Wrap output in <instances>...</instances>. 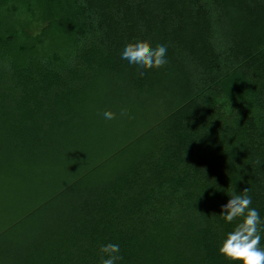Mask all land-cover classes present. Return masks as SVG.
<instances>
[{
	"label": "trees",
	"instance_id": "16d2710c",
	"mask_svg": "<svg viewBox=\"0 0 264 264\" xmlns=\"http://www.w3.org/2000/svg\"><path fill=\"white\" fill-rule=\"evenodd\" d=\"M67 1L69 61L22 47L19 62L0 27V264H100L106 243L120 264H229V193L247 189L264 217V0ZM137 40L168 63L122 66Z\"/></svg>",
	"mask_w": 264,
	"mask_h": 264
},
{
	"label": "clouds",
	"instance_id": "9594fccd",
	"mask_svg": "<svg viewBox=\"0 0 264 264\" xmlns=\"http://www.w3.org/2000/svg\"><path fill=\"white\" fill-rule=\"evenodd\" d=\"M168 48L164 44L150 47L144 41L127 43L120 52L122 66L143 77L150 70L160 69L167 63ZM105 120H113L116 113L104 111ZM230 199L221 206L219 218L225 224H234L225 233L218 254L229 264H264V217L252 207L248 190L229 193ZM100 264H120L123 260L119 243H106L99 247Z\"/></svg>",
	"mask_w": 264,
	"mask_h": 264
},
{
	"label": "rangeland",
	"instance_id": "374dc122",
	"mask_svg": "<svg viewBox=\"0 0 264 264\" xmlns=\"http://www.w3.org/2000/svg\"><path fill=\"white\" fill-rule=\"evenodd\" d=\"M18 2H19L18 0H3L1 3L2 6H0V27L3 29L11 27L12 31H15L14 32L15 36L12 37L10 35L7 36L6 38L10 37L7 40L11 41L12 39L13 41V39L16 37V40L18 42L17 44L18 50L20 48V51L14 52L13 57L19 62H21L22 59H18L17 57L21 52V48L24 47L27 51L29 50V48H33L35 55L44 58L49 56L51 57L52 54H55L53 56L57 58L56 61H58L59 63L69 61L72 54L75 51L74 44L75 42H77L76 39L77 33L75 32L74 35V31H77L76 21H75L76 18L73 16L68 6L65 9H67L69 13L68 11L61 13V16L58 15L60 11L56 8L58 7V5L59 7L67 5L68 1L62 0V3H59L58 5L56 3L55 4L51 3L52 7L57 13H55V11H48L47 12L48 15L42 9H36L34 11L29 12L27 8L24 7V5L20 6ZM12 6H14V8ZM71 22L75 23V29L73 28L74 31H72V33H70L69 31L68 34V32L65 29L67 28L70 29V27H74L73 23ZM0 39L1 41L5 40V36H0ZM236 80H237L236 78L233 77L231 78V82L233 83ZM229 85H230L229 87H232L233 84H229ZM238 85L241 86L240 84ZM79 134H84V133L80 132ZM130 138L132 137L127 136L125 138L124 136H121L120 141L122 142V144L128 143ZM112 139L118 140V138H110L109 141H111ZM107 140L108 138L106 139V141ZM63 141L64 140L60 142V139H58L57 136H53V137L51 136L48 147H52V149H55L56 147L61 146L62 148H64L65 151L64 150L63 151L66 152L67 155H69L68 152L70 153L69 156L71 157L72 152H70V150L71 151L74 150L72 148H69L68 144ZM79 143L80 142H78V144ZM114 146L115 145L113 143L108 142V146H107L108 148H111V150L113 151L118 150L117 149L118 146L116 148ZM65 157L67 156L65 155ZM11 216L13 215H9L10 222L16 220L15 218L13 219Z\"/></svg>",
	"mask_w": 264,
	"mask_h": 264
}]
</instances>
